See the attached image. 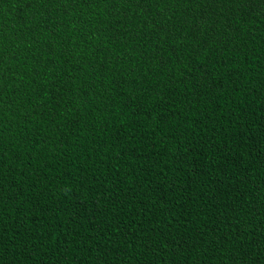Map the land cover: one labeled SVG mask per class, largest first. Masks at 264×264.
I'll use <instances>...</instances> for the list:
<instances>
[{
  "label": "trees",
  "instance_id": "1",
  "mask_svg": "<svg viewBox=\"0 0 264 264\" xmlns=\"http://www.w3.org/2000/svg\"><path fill=\"white\" fill-rule=\"evenodd\" d=\"M0 264H264V0H0Z\"/></svg>",
  "mask_w": 264,
  "mask_h": 264
}]
</instances>
